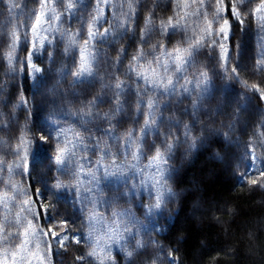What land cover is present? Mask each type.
Here are the masks:
<instances>
[{
    "label": "trees",
    "instance_id": "obj_1",
    "mask_svg": "<svg viewBox=\"0 0 264 264\" xmlns=\"http://www.w3.org/2000/svg\"><path fill=\"white\" fill-rule=\"evenodd\" d=\"M18 1L0 0V86L4 89L0 93V111L4 112L5 121L11 117L4 137L11 141V132L18 127L19 121H28L31 138L35 144L41 145L31 158L26 174L33 197L45 204L52 205L55 202L56 209L53 208L52 212L65 213L66 220L75 224L84 221L83 210H77L75 205L67 202L65 196L63 199H57L56 196L51 200L47 198L52 188L51 182L55 181L53 174L60 173L50 159L56 154L53 147L56 141L50 137L47 143H40L38 138L57 126L71 127L82 134L87 125L92 128L107 125L102 120L82 125L77 116L69 113L83 108L87 101L101 94L105 95V102L99 104L98 110L109 112L112 104L107 98L112 92L105 90L102 83H116V80L111 79L112 76L118 80H129L125 72L130 58L139 49H143L146 54L145 60L140 63L144 65L145 75H149L148 69L155 67V64L148 63L153 60L152 45L164 43L171 49L183 41L182 46L186 47L188 43L201 39L209 24L216 31L224 19L230 21L231 31L224 47L231 57L227 66L229 77L222 73L219 44L215 49L201 50L196 57L197 63L188 70L189 77L198 76L201 71L208 74L209 81L205 85L207 92L204 93L201 107L193 110L189 99L178 103L177 97L164 113L166 117L192 125L193 135L200 139L192 150L188 149L187 143H179L169 161L175 169L170 186L176 195L169 201L173 218L171 221L161 218V222L166 225L161 232H155V239L158 248L176 257L177 264H264V186L261 183L251 185L238 177L245 151L244 136L249 130L264 124V100L258 92L247 88V84H255L264 90V71L256 69V63L264 51V41L258 32L261 23L257 14L244 16L245 12L257 8L260 0H246L241 7L243 24L231 15L232 0H222L219 5L217 0H204L203 5L201 0H140L139 4L133 5L135 15L131 20L123 15L129 10L128 3L124 0H108V5L102 4L100 9L104 18L99 20L98 28L103 32L111 25V32L103 38L97 37L88 48L90 52L101 50L99 55L104 59L98 71L103 82L73 84L69 69L76 70L73 60L79 63V51L65 53L63 45L56 43L53 55L48 48L41 59L43 77L38 91L32 85L29 64L25 60L30 51L29 43L20 47L17 66L12 68L9 63L12 48L10 38ZM217 7L224 11L214 20ZM121 12L122 18L119 19ZM150 13L156 25L179 14L183 17L186 31L177 30L165 36L158 30H152L147 43H142L141 33L146 28L145 21ZM121 23L128 29L126 34L118 27ZM147 27L151 28L152 25ZM232 67L237 68L235 76L231 72ZM130 83L135 86L134 78ZM125 91L129 103L127 114L118 117L117 128L121 133L138 127L133 112L135 96L131 89L126 88ZM199 91L196 89V92ZM21 97L27 102V109L20 105ZM195 98L196 93L193 92L192 99ZM139 119L142 124L143 117ZM68 137L71 139V133H68ZM152 139L149 136L148 141ZM237 140L242 143H237ZM151 153L149 151L148 155ZM39 160L43 163H38ZM35 190H40L42 195H37ZM121 199H113V204ZM136 207L140 209V206ZM42 221L47 227L44 216ZM82 247L83 242H70L58 249L54 252V264H81L76 257ZM118 257L120 261L124 259L122 254H118ZM84 264L96 262L85 261Z\"/></svg>",
    "mask_w": 264,
    "mask_h": 264
},
{
    "label": "snow or ice",
    "instance_id": "obj_2",
    "mask_svg": "<svg viewBox=\"0 0 264 264\" xmlns=\"http://www.w3.org/2000/svg\"><path fill=\"white\" fill-rule=\"evenodd\" d=\"M124 2L128 3L129 10L123 15L128 20H131L135 15L133 5L139 4L140 0H124ZM221 2L222 0H217L218 5ZM247 2H250V0H247ZM39 3L40 12L35 14V22L30 26L34 34H37L38 29L40 31H49L51 29V23H49L48 28L44 27L42 17H46L49 22L55 20L63 23L67 18H70L73 12L79 10V0H68L67 3H65V0H57V3L63 9L60 15L51 14L54 12L53 8H49L51 0H39ZM203 3L204 0H201V5ZM245 3L246 0H232L231 5V15L241 24L244 23L241 7ZM101 4L108 5V0H97L96 14L90 20L85 16L80 28L76 31V36H84L86 32L83 44L78 46L76 38L70 35L68 46L64 49L65 53L79 51V63L77 64L76 60H73L76 70L71 71L69 69L73 77V84L103 82V77L100 76L98 71L99 64L104 59V57L99 55L101 50L88 51L90 42H94L97 37H105L112 27L109 25V28H105L103 32L96 27L99 20L104 18V13L100 11ZM122 7L123 4H121ZM45 9H48V11L46 12ZM221 11H224V9L217 7L216 15L213 16L214 20L218 18ZM261 12H264V0H260V5L249 12H245L244 16L256 15ZM152 15L150 13L145 21L146 28L141 33L142 43H147V37L152 30H158L161 35L165 36L174 34L177 30L186 31V26L182 23L183 17H180L179 14L175 18L169 17L167 21H160L159 25L154 23ZM259 19L262 21L260 27L264 29V16H260ZM105 22L107 23V20ZM85 25H87L86 29ZM148 25H152V27L149 28L147 27ZM118 27L125 34L127 33L128 29L123 23L119 24ZM56 31H59V29H56ZM134 31L135 29H133ZM230 31V21L224 19L223 26L218 30L213 31L209 24L204 30L201 39L196 40L194 43H188L186 47L182 46L183 41L171 49L164 43L158 42L152 45L151 54L153 55V60L148 63L155 64V67L148 69L149 75H145L144 65L140 63V61L145 60L146 54L143 49H139L130 58L128 69L125 72V76L129 77V80H118L115 76H112L111 79L116 80V83H102V87L105 90L112 92V95L107 98V101L112 104V109L109 112H100L98 110L99 104L105 102V95L101 94L87 101L83 108L78 109L74 113H69L77 116L82 125L101 120L106 122L109 127L103 129V131L105 134L112 133L109 136V140L105 141L102 137L100 139H92L91 136L85 137L81 132L64 126H57L51 132L38 138V141L43 143H47L50 137L56 141L53 145L56 154L54 157L51 156V161L61 171L65 170V166L69 162L73 163L75 168L72 173L75 180V184L72 185L74 193L78 195L81 203L93 205V209L88 211L87 216L84 217L89 227L87 237L90 241V250L85 256L76 257L78 261H81V264H84L85 261H95L96 264H111L113 259L109 248H102L100 247V240H93L94 222L98 223L104 219L100 213L95 211L96 205L103 202L108 203L110 206V201L115 199V197L105 199L103 190L100 189L98 191L102 177H116L118 183L127 186L129 193L133 196L139 191V194L143 197L146 191L150 201L146 206L149 214L159 212V214L163 215L167 203L175 197L176 193L173 192L169 185L175 169L169 161L173 158L179 143H187L188 149L192 150L196 147L197 140L200 137L193 135L192 125L172 117H166L164 113L177 97H179L178 103H183V99H189L193 110H198L201 107L204 93L207 92L205 85L209 81L208 74L206 71H201L198 76L189 77L188 70L197 63L196 57L201 50L205 48L215 49L218 44L221 49L220 60L225 67L228 66L231 59L230 54L228 50L224 49L223 43L214 39V36H221L223 39H227ZM67 32L68 30L65 29V33ZM44 42L51 43L47 37L44 38ZM61 42L63 43V41ZM121 51L125 50L121 49ZM32 55L33 53H29V60ZM119 61L120 57L118 56L117 62ZM256 69L264 71V53L257 61ZM231 72L234 76L237 75V68L232 67ZM133 78L136 81L135 86L130 83ZM182 80L184 83H181ZM189 85H191V88ZM126 88L131 89L135 96L133 112L135 113L134 122L138 127H133L121 133L118 131L117 123L118 117L121 114L126 115L128 112L129 101L125 91ZM252 88L254 91H260V98L264 99V90H261L258 85H253ZM196 89H200V91L196 92ZM3 90V86H0V93ZM193 92L196 93L195 99H192ZM25 103L26 101L21 97L20 105ZM4 115V112L0 111V128H7L11 122V117L8 121H5ZM140 117H143L142 124ZM162 125H164L163 128ZM174 128L175 131L173 130ZM85 130L90 131L87 128ZM68 133H71V139H69ZM149 136L153 137L151 142L148 141ZM181 138H183V141H181ZM87 140H92L91 155H88L89 145L86 143ZM157 140H159V143H157ZM24 144L25 140L22 137L15 149L10 150L18 155L24 148ZM256 147L257 145L248 146L249 166L246 172L241 174V179L252 175L254 163L259 159L256 155ZM77 149L80 151H77ZM81 151L84 155L80 154ZM149 151L152 152L150 156L148 155ZM97 153H99L98 156L96 155ZM33 154L34 152L30 154L27 149H24V156L21 159L27 160L29 155L33 158ZM145 159L147 160L146 164L143 163ZM84 161H87V163H84ZM38 163H43V161L39 160ZM5 166L6 161L0 159V172L5 170ZM16 167H19V165ZM8 170L10 171L11 168L9 167ZM256 173L254 178L248 179L247 182L251 185L261 183L264 186V170L257 169ZM0 183H4V181L0 179ZM6 186L15 188V185L8 184ZM67 187L68 185L63 182H57L53 185V188L57 190ZM35 191L37 195H41L40 190ZM17 192L27 195V189H17ZM120 195L124 196L125 193L121 192ZM12 200L14 198L9 197L5 193L4 199L0 201L5 211V215L0 219V254H2L0 255V264H33V261L36 264H51L52 240H55L60 248H64L65 242L70 239L67 233L74 230L69 228L66 220H59L52 228H48L46 231L43 229L32 231L30 227L31 221H28L29 227L25 228L23 233L20 231L12 232L11 228H19L27 220L26 216L22 217L19 213L15 218L8 215L9 202ZM34 204H39V208L34 209L32 207ZM141 206L145 207L143 204ZM50 207L54 208V205L45 204L32 198L23 201V211L33 219L44 216L47 219L54 220V216L48 215ZM122 216H128L131 223L141 224V227H144L130 210H124L123 212L113 211L112 223L114 227L111 230L112 234L108 236V241L113 244L128 242L118 230L119 222L116 218ZM55 227H59L60 232L54 231L53 228ZM124 231L129 233V237L134 240L136 249L145 247L141 240H135V233L128 228H125ZM81 238V234H73L71 241L79 244L81 243ZM14 240H19L20 242L10 248L8 245ZM41 244L44 245L42 249L40 247ZM126 255L132 257L134 253L133 251H127ZM167 255L172 261L176 259L171 252L167 253ZM152 264H156L155 260L152 261Z\"/></svg>",
    "mask_w": 264,
    "mask_h": 264
},
{
    "label": "rangeland",
    "instance_id": "obj_3",
    "mask_svg": "<svg viewBox=\"0 0 264 264\" xmlns=\"http://www.w3.org/2000/svg\"><path fill=\"white\" fill-rule=\"evenodd\" d=\"M68 0H65V3H67ZM96 3L97 0H79L78 4V11H75L71 14L70 18H67L65 22L61 23L59 21H47L46 17H42V20H44V27L48 28L49 23H51V29L49 31H40L37 30V34H34L31 30V24L35 22L36 13L40 12V3L39 0H19L18 1V8L15 11V20L13 21V28H12V35L10 38V46H12L10 53H11V59L9 61L12 68H15L19 62V50L20 47L26 46L27 43L30 44V51L29 53H33L31 56V59H28V56L26 57V61L29 64L30 68V76L32 79V85L36 91H38L42 85V77H43V66L41 59L43 58V55L45 54L46 50L49 48V52L53 55L54 53V46L56 43L59 45L62 44L64 48L68 46V41L70 38V35L75 37L77 40L78 46L83 44V40L86 37V32L84 36H76V31L79 25L82 24L83 18L87 16V18L90 20L93 15L96 14ZM83 4H87L85 7H83ZM102 4L100 5V9L102 8ZM49 8H53L54 12L51 13L53 15H60L63 12V9L60 7V5L57 3V0H51V3L49 4ZM47 12L48 9H45ZM119 16V15H118ZM258 18L260 16H264V12L257 13ZM122 18V12L120 13L119 19ZM260 23L262 21L259 19ZM117 24V22H116ZM100 22L96 27H99ZM223 26V22L218 26V29ZM56 29H59V31H56ZM65 29L68 30L67 33H65ZM95 29V28H94ZM114 31L116 28H114ZM217 29V30H218ZM111 31L108 32L107 36L110 34ZM260 32L263 41H264V29L260 27ZM47 37L48 40L51 41L50 44L44 42V38ZM214 39L219 41L220 43H223L224 47L228 43V39H223L221 36H214ZM63 41V43L61 42ZM35 45V47H34ZM264 53V51L262 50ZM71 54H74V52H69ZM29 55V54H28ZM222 73L225 77H229L228 74V68L223 65ZM6 79V77H5ZM15 79V78H14ZM13 79V80H14ZM7 82V79H6ZM136 81L134 79V85ZM255 84H247V88L250 90H253L252 86ZM260 88V87H259ZM261 89V88H260ZM262 90V89H261ZM254 91V90H253ZM260 94V91H256ZM264 100V99H263ZM24 109H27V102L22 105ZM20 116V115H19ZM109 125H105L103 127H90L85 126V128L89 129L90 131L84 130L82 135L85 137L91 136L92 139H100L101 137L105 140L107 136L112 135L111 133L105 134L103 129L108 128ZM7 128H0V159H3L6 161L5 170L0 172V179L4 181V183H0V201L4 199V194L7 193L9 197H13L14 200L9 202L8 206V215L12 218H15L16 215L19 213L22 217L26 216L27 220L24 221L23 225L19 228L13 227L10 230L12 232L20 231L21 233L24 232L25 228L29 227L28 221H31V230L32 231H38L39 229L47 230L48 228H52L57 221L59 220H66L65 213H61L58 211L52 212L54 209L53 207H50L48 210V215L54 216V220L47 219V227L43 224L42 216H39L35 219H33L31 216H29L26 212L23 211V201L27 200L29 198H32L33 200V194L31 192V188L29 186V183L27 181V171L29 167L30 160L32 158L31 155L28 156L27 160H22L21 157L24 156V149H27V151L31 154L34 152L33 156L35 155L36 150L41 145L35 144V140L31 138V132L29 128V123L26 119H21L19 121V125L17 128H14L12 133V140L7 141L4 137L6 133ZM105 134V136H103ZM24 138L25 144L24 148L20 151V153L17 155L10 149H15L16 145L20 143L21 138ZM240 140H242L240 138ZM237 140V143L241 144L242 141ZM245 141V142H244ZM244 147L245 151L242 155V165L238 172V177L241 181H247L250 178H254V176L257 174L256 170H264V124L259 125L252 130H249L247 134L244 136ZM42 143V142H40ZM86 143L89 145L88 155L92 154L91 150V144L92 140H87ZM249 145H257L256 147V155L259 157L254 163L253 172L251 176L245 177L244 179H241V174L245 173L249 166L250 156L248 154V146ZM37 146V148H36ZM77 151H80L77 149ZM81 155H84V153L81 151ZM97 156L99 153L96 154ZM152 155L149 154V156ZM95 159V157H93ZM84 163H87V161H84ZM143 163H147V160L145 159ZM19 165V167H16ZM11 168L9 171L8 168ZM75 171L74 165L72 162H69L65 166V170L61 171L60 173H54L53 176L55 178V181L51 182V190L48 193L47 198L51 200L54 196L55 198L63 199V196L67 198V202L75 205L77 210H83V216L86 217L88 211H91L93 209L92 204H84L81 203V201L78 199V195L74 193V190L72 188V185L75 184V180L73 179L72 173ZM83 178V177H82ZM57 182H63L64 184L68 185L67 188L64 189H54L53 185H55ZM131 183V181H130ZM15 185V188L6 186V185ZM170 185V181H169ZM171 187V186H170ZM172 188V187H171ZM17 189L23 190L27 189V195H23L20 192H17ZM102 189L104 193V198L109 199L111 197H115V199H118L122 197L121 201L116 202L113 204V199L110 201V206L108 203H99L95 207V211L100 213L104 219L98 223L94 222V232H93V240H100L101 244L100 247H107L110 249L111 256L113 257L111 264H152V261L155 260L156 264H177L176 260L172 261L170 257L167 255V251L158 248L156 245V239H155V232H161L165 228V223L161 222V218H165L167 221H171L173 218V211H171L169 202L167 203V207L163 212V215L159 214V212H155L152 214H149L146 210V206L150 203L149 198L146 194L141 197L139 194V191L135 196H133L131 193H129L128 187L118 183L116 177H107V178H101L100 181V187L98 188V191ZM110 189V191H109ZM117 191V192H116ZM57 192V194H56ZM125 193L124 196H121L120 193ZM41 193V192H40ZM42 195V194H41ZM48 200V201H50ZM51 205V203H48ZM55 202H53L52 205H54ZM141 204H143L145 207H142ZM136 206H140V209H137ZM34 209H38V204L32 205ZM124 210H130L132 214L135 215L136 219L140 221L144 227H141V224L131 223L129 221L128 216H122L117 217V221L119 222V231L124 236V238L128 241L127 243L121 244L119 242L117 243H111L108 241V236L112 234L113 229V223H112V212L113 211H119L123 212ZM64 214V215H63ZM5 215L4 208L2 206V203H0V219L3 218ZM67 221V224L69 228L73 229L74 231L68 232V236L70 237L69 241L65 242V246L68 245L71 241V237L73 234H81V242H83L82 251L78 254V256H85L87 252L90 250V241L88 240L87 233L89 231L88 223L84 219L83 222H80V224H75L74 222ZM128 228L131 232L135 233V240H141L145 247L141 249H136L135 242L129 237V233L125 232L124 229ZM54 231L60 232L59 227L53 228ZM51 239V237H49ZM19 240L12 241L8 246L11 248L15 244H18ZM41 249L44 247V245L41 244ZM60 249V247L57 245L55 240H52V254L50 256L51 264H54V252ZM127 251H133L134 255L132 257H128L126 255ZM118 254H122L124 256V259L120 261ZM2 255V254H0ZM33 264H36L35 261H33Z\"/></svg>",
    "mask_w": 264,
    "mask_h": 264
}]
</instances>
